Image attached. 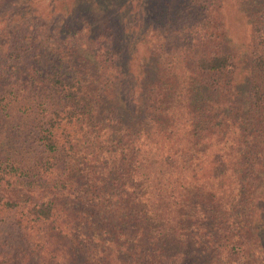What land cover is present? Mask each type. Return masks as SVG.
Here are the masks:
<instances>
[{"label": "trees", "instance_id": "1", "mask_svg": "<svg viewBox=\"0 0 264 264\" xmlns=\"http://www.w3.org/2000/svg\"><path fill=\"white\" fill-rule=\"evenodd\" d=\"M59 1V34L85 36L95 56L109 52L101 41L114 35L129 61L127 29L160 21L145 18L139 0L125 2L127 29L112 0ZM148 2L180 10L171 27L179 52L170 53L189 58L185 87L168 94L172 80L156 83L115 128L81 92L63 49L11 35L15 50H0L9 57L0 60V232L10 227L17 239L0 234V264H55V233L85 246L82 258L63 264H264V7L237 8L235 21L251 26L243 53L208 45L223 41L224 0ZM146 37L153 45L158 38ZM158 49L161 42L146 46ZM3 126H12L5 138L13 146L4 145L12 151L3 152ZM83 150L89 156L76 158ZM66 200L76 203L66 208Z\"/></svg>", "mask_w": 264, "mask_h": 264}, {"label": "rangeland", "instance_id": "2", "mask_svg": "<svg viewBox=\"0 0 264 264\" xmlns=\"http://www.w3.org/2000/svg\"><path fill=\"white\" fill-rule=\"evenodd\" d=\"M112 1L118 4L117 8H119L118 11L121 14L120 18L123 20L124 27H129L133 20L131 15H127V9L134 0H128L130 3L128 6L125 4L127 0ZM179 1L184 3L188 0ZM240 5H244L245 7H248V9L264 7V0H224V3L221 2L219 7L222 8V12L220 13L222 14L227 12L225 15L222 14V17L226 16V19L224 18L225 25L223 28V32L225 33L223 34V41L218 43L214 37H210L208 41V45L210 47L228 50L231 52H233V50H241L243 53H245V49H248V46L250 45L249 42L251 40V26L249 23L243 22L242 19L235 21V18L239 15L237 8ZM166 8L167 5L162 4V6L160 5V8L158 5L154 11L152 5H149V2L147 5V0H139V2H137V9L140 13L144 12L145 18L149 19L160 16V21L156 24L157 26H155L148 20V22H144V28L141 32L138 30H132L137 31L132 34L130 29L126 28L130 39L135 40V44L132 48L129 61H122L121 54L119 56L117 51L124 46L118 40L114 43V35L111 36V39L107 36V42L101 41L103 38L99 39L103 45L109 48V52L107 54H101L100 56H95L94 50L90 45L91 41L85 36L77 42L69 41V36H61L59 34L60 29L57 20V17H59L61 13H65L64 6L61 1L1 0L0 50L9 51L10 49L12 52L15 50L12 46L13 42L9 39L11 35L18 38L19 42H21V40L23 42L24 40H27L30 44L40 41V47H49L53 50L55 46L56 49H63V56L67 60V63L71 64L72 67L76 69L77 74L81 78V92L85 95L91 107L97 110L102 116L104 121L115 128L120 123L115 121L117 118L119 119L124 116L129 117V115L136 114V112H138L136 111L138 104L135 98L137 96V98H141L142 93H145L148 88H153V86L156 87V83H164L166 87L167 84L169 85V81L172 80L171 87L166 89L168 94H171V91H179V88L180 90H184L185 82L183 80H185V73H183V71H185L188 67L189 58L180 57L178 60L173 61L170 53V51L173 53L179 52L177 50L179 47L177 35L174 36L175 38L172 37V34H175L176 30L174 32V30H171V27L174 26L173 14L180 12V10L172 11V8L169 9L168 12L160 10H165ZM123 10H125L126 13L123 12ZM79 18L80 15H78L77 19ZM239 18L241 17L239 16ZM127 23L129 24L127 25ZM206 28L209 30L211 29V26H207ZM216 29H219V26H216L214 29V31L218 33ZM25 30H31V35L27 38L23 35L26 33ZM101 32L102 29L100 28L98 34ZM150 35L158 37L157 40H155L154 45L153 42H151V39L146 37ZM159 42H161V49L155 50L154 54L146 52L147 45L157 48ZM221 45H225V47H220ZM20 50L22 51L24 48ZM3 55L6 56L5 53H3ZM4 56H0V60L2 62L6 61V58H9L8 56ZM117 58L121 60L116 61ZM119 63H121L124 71L122 75H124V78L126 77L128 79V83L131 82V84L129 83L130 85L128 89L126 82L123 83V76H119L118 74L121 69ZM131 86L134 88H132V93L134 92L132 96H130ZM186 88H188V86H186ZM194 95L198 96V93H195ZM128 96L130 97L128 98ZM127 98L132 99L130 103L125 102ZM178 126H182V123L178 122ZM11 127L12 126H3V152L12 151V149H14H6L4 146L8 145L5 133H8V128ZM182 139L183 138L180 139V143L183 142ZM17 141V145L20 143L23 145L17 147L15 146V148H20L25 145L24 143L26 142V139L22 137L21 139H16V142ZM12 142H14V140H12ZM12 142L8 145L9 147L13 146ZM82 155H84L83 157L89 156V153L88 151L83 150L78 154V156H76V158H81ZM81 160L83 159L81 158ZM183 173L185 181H188L190 172L187 170ZM129 190H131V188H129ZM193 198H195V200L198 199V197H194L192 195V199ZM68 203L69 200L64 202L66 208L75 205L76 202L71 201V205ZM189 221H192V218L189 219ZM0 229L4 231L6 227L0 226ZM7 231V235L6 232L3 234L0 232V234L3 235L5 239L8 238L10 241L13 238L16 239V234L13 229L7 227ZM54 238L55 243L52 244V247L57 249L56 251L58 257L55 259V264H63L67 262L68 259L82 258V255L85 252V246L73 240L72 235L68 236V234H66L59 238V236L55 233ZM0 248L2 249V246H0Z\"/></svg>", "mask_w": 264, "mask_h": 264}]
</instances>
